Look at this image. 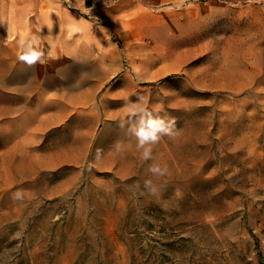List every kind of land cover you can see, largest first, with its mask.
Returning a JSON list of instances; mask_svg holds the SVG:
<instances>
[{"label":"rangeland","instance_id":"rangeland-1","mask_svg":"<svg viewBox=\"0 0 264 264\" xmlns=\"http://www.w3.org/2000/svg\"><path fill=\"white\" fill-rule=\"evenodd\" d=\"M0 264H264V0H0Z\"/></svg>","mask_w":264,"mask_h":264},{"label":"clouds","instance_id":"clouds-1","mask_svg":"<svg viewBox=\"0 0 264 264\" xmlns=\"http://www.w3.org/2000/svg\"><path fill=\"white\" fill-rule=\"evenodd\" d=\"M22 60L29 62L30 66L36 59L33 54L21 57ZM135 115V114H133ZM172 123H165L163 119L154 118L152 114L146 110H141L136 123L131 127V131L138 140V148L143 149L142 156L144 160H149L152 154L150 145L157 143L161 135L172 134ZM150 171L153 174H163V170L159 165H152ZM19 197V193L16 194Z\"/></svg>","mask_w":264,"mask_h":264},{"label":"crops","instance_id":"crops-1","mask_svg":"<svg viewBox=\"0 0 264 264\" xmlns=\"http://www.w3.org/2000/svg\"><path fill=\"white\" fill-rule=\"evenodd\" d=\"M26 66H27L28 69L30 68V64L26 65ZM31 66H33V68H35L36 70H40L36 63H31ZM50 70H51L50 64L41 66V71L43 72L44 75H46V73L49 72Z\"/></svg>","mask_w":264,"mask_h":264}]
</instances>
